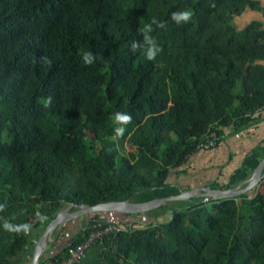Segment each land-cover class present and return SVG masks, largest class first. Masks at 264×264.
I'll use <instances>...</instances> for the list:
<instances>
[{"label": "trees", "instance_id": "obj_1", "mask_svg": "<svg viewBox=\"0 0 264 264\" xmlns=\"http://www.w3.org/2000/svg\"><path fill=\"white\" fill-rule=\"evenodd\" d=\"M186 9L190 22L171 19ZM248 11L264 16L259 0H0V264H33L71 207L191 192L179 182L196 155L264 123V22L240 29ZM153 18L164 24L150 33L163 51L148 60L146 46L131 45L143 44L138 29ZM116 112L132 122L116 124ZM263 161L264 144L209 189L237 190ZM250 194L79 218L65 251L115 225L122 231L100 243L99 264H264V190Z\"/></svg>", "mask_w": 264, "mask_h": 264}, {"label": "crops", "instance_id": "obj_2", "mask_svg": "<svg viewBox=\"0 0 264 264\" xmlns=\"http://www.w3.org/2000/svg\"><path fill=\"white\" fill-rule=\"evenodd\" d=\"M259 1L264 6V1ZM262 144H264V123L238 136L228 138L213 151L196 155L189 164L191 175L183 177L179 184L197 195H204V190L209 189L211 184L227 183L234 173L242 167L245 159ZM83 221L79 219L68 221L62 229L63 231L61 230L62 234L59 239L56 238L58 229L47 253L57 256L66 252L68 244L75 240L83 230ZM101 250L102 246L96 245L81 264H99ZM26 264H32V261L29 260Z\"/></svg>", "mask_w": 264, "mask_h": 264}, {"label": "water", "instance_id": "obj_3", "mask_svg": "<svg viewBox=\"0 0 264 264\" xmlns=\"http://www.w3.org/2000/svg\"><path fill=\"white\" fill-rule=\"evenodd\" d=\"M246 188L243 189V187ZM260 186H264V161L257 169V171L253 174L252 178L241 185L237 190H229V191H213L210 189L204 190V195H197L195 192H186L183 193L179 197H174L165 200H156L147 204H131L128 202L123 203H110L97 206L95 208H88L82 206L80 211L77 213H72L73 207L61 212L56 220H54L47 231L44 233L43 237L37 243L35 248L34 260L33 264H40L41 259L46 255L47 250L51 246L53 242V236L55 232L62 228L67 224L68 221H73L79 218H84L93 214H122V215H138L150 212L157 208H160L164 204H167L171 201H182L191 198H208V201L211 199H225L229 200L235 197L243 196L246 194H250L258 190Z\"/></svg>", "mask_w": 264, "mask_h": 264}, {"label": "clouds", "instance_id": "obj_4", "mask_svg": "<svg viewBox=\"0 0 264 264\" xmlns=\"http://www.w3.org/2000/svg\"><path fill=\"white\" fill-rule=\"evenodd\" d=\"M194 12L191 9H186L180 12L172 13L171 19L177 24L188 23L193 19ZM153 25L157 27H164V24L158 22L155 18L151 20L150 23L145 24L142 28L138 29V31L143 36V44L133 41L131 45V49L133 52L137 50V48L146 46V57L148 60H153L156 58L158 54L163 51V48L151 37L150 33L153 31ZM97 57L92 52H84L82 55V60L85 65H91ZM51 97H48V103H51ZM114 122L119 125H127L132 122V116L126 112H116L114 114ZM117 135H123L125 132L124 127H117L115 129ZM3 209V206L0 205V210ZM5 227L8 228L9 225L6 223ZM20 229H17L19 231ZM23 230L27 232L29 230V226H23Z\"/></svg>", "mask_w": 264, "mask_h": 264}, {"label": "built area", "instance_id": "obj_5", "mask_svg": "<svg viewBox=\"0 0 264 264\" xmlns=\"http://www.w3.org/2000/svg\"><path fill=\"white\" fill-rule=\"evenodd\" d=\"M215 146L216 143L211 141L208 144H203L201 148L209 150ZM121 231L122 229L115 225L108 226L105 229H98L93 232L83 244L70 247L62 254L59 260L55 262L50 261L48 264H81L96 245L103 243L108 236Z\"/></svg>", "mask_w": 264, "mask_h": 264}, {"label": "rangeland", "instance_id": "obj_6", "mask_svg": "<svg viewBox=\"0 0 264 264\" xmlns=\"http://www.w3.org/2000/svg\"><path fill=\"white\" fill-rule=\"evenodd\" d=\"M256 20H260V21L264 22V16L261 13H258V12L248 11L243 17H241L240 19L237 20V26L240 29H244L246 26H248L250 23H252L253 21H256ZM126 151L127 152L133 151L132 145L129 142H127V144H126ZM263 190H264L263 186H260L258 188V190H256L252 194H250V196L251 197H255L258 194L262 193ZM141 219L144 221V223L148 222V218L147 217H142ZM128 220L132 221L133 219L132 220L128 219ZM134 220L136 221V220H139V219L136 218Z\"/></svg>", "mask_w": 264, "mask_h": 264}]
</instances>
